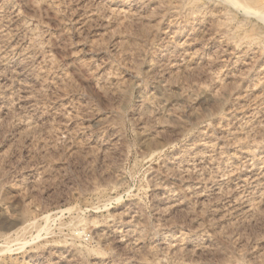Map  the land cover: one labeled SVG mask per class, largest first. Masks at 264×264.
<instances>
[{"label": "rangeland", "instance_id": "obj_1", "mask_svg": "<svg viewBox=\"0 0 264 264\" xmlns=\"http://www.w3.org/2000/svg\"><path fill=\"white\" fill-rule=\"evenodd\" d=\"M0 264H264V0H0Z\"/></svg>", "mask_w": 264, "mask_h": 264}]
</instances>
